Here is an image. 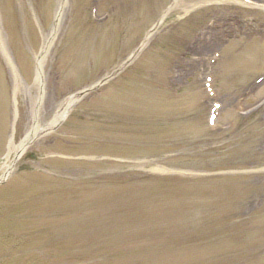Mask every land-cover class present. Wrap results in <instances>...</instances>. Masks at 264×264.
I'll list each match as a JSON object with an SVG mask.
<instances>
[{
	"label": "rangeland",
	"instance_id": "rangeland-1",
	"mask_svg": "<svg viewBox=\"0 0 264 264\" xmlns=\"http://www.w3.org/2000/svg\"><path fill=\"white\" fill-rule=\"evenodd\" d=\"M61 1L0 0V120L9 109L0 175L12 128L13 144L32 128L34 65L51 40L38 117L49 130L28 149L38 160L21 159L33 176L17 168L0 188V264H113L99 260L86 226L135 237L142 250H123L122 264H264V82L253 83L264 74V10L241 0H66L56 20ZM207 35L218 40L208 50ZM213 51L221 60L210 64ZM207 73L223 104L213 128ZM16 82L14 123L8 89ZM96 84L50 126L69 96ZM35 178L46 183L30 195L41 206L22 212ZM15 210L26 216L5 217ZM188 215L205 218L188 227ZM44 226L34 246L26 232ZM185 240L199 245L186 252Z\"/></svg>",
	"mask_w": 264,
	"mask_h": 264
},
{
	"label": "bare ground",
	"instance_id": "bare-ground-1",
	"mask_svg": "<svg viewBox=\"0 0 264 264\" xmlns=\"http://www.w3.org/2000/svg\"><path fill=\"white\" fill-rule=\"evenodd\" d=\"M65 107V106H64ZM63 109V108H62Z\"/></svg>",
	"mask_w": 264,
	"mask_h": 264
}]
</instances>
